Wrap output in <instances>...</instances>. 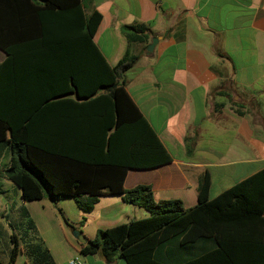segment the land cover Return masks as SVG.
Returning a JSON list of instances; mask_svg holds the SVG:
<instances>
[{
  "label": "crops",
  "instance_id": "obj_1",
  "mask_svg": "<svg viewBox=\"0 0 264 264\" xmlns=\"http://www.w3.org/2000/svg\"><path fill=\"white\" fill-rule=\"evenodd\" d=\"M82 9L86 17L97 14L91 39L107 65L113 66L126 47L136 55L121 76L124 88L170 156V161L156 166L127 168L125 190L147 185L155 200L175 198L187 208L196 203L204 172L211 198L264 167V0H82ZM132 22L147 25L148 43L157 38L150 51L148 43L127 45L122 28ZM6 56L0 50V63ZM29 69L22 66L25 72ZM55 76L47 101L39 97L42 89L33 82L23 86L21 94L24 90L27 100L12 109L14 123L36 128L38 138L33 140L79 141L85 136L79 128L88 124L87 116L95 110L70 81L66 85ZM61 86L62 93L56 92ZM103 93L98 87L94 94ZM8 159V147L0 144V193L6 192L1 187L5 185L15 189L17 199L8 208L0 204V223L3 218L7 226L16 223L42 239L37 203L46 198L20 199L19 189L3 174ZM67 199L71 198L59 200ZM127 209L145 212L126 215L127 221L147 215L119 195L98 196L82 222L92 224L86 238L121 223L118 215ZM80 228L75 230L82 234ZM213 236L264 243V229L257 226L226 232L216 228ZM43 248L54 263L44 241Z\"/></svg>",
  "mask_w": 264,
  "mask_h": 264
},
{
  "label": "trees",
  "instance_id": "obj_2",
  "mask_svg": "<svg viewBox=\"0 0 264 264\" xmlns=\"http://www.w3.org/2000/svg\"><path fill=\"white\" fill-rule=\"evenodd\" d=\"M96 19V13L84 15L82 0H0V50L7 55L0 63V144L9 150L4 176L22 201L71 198L89 212L98 196L108 194L147 212L78 242L82 255L98 253L109 263L118 255L125 264H264V243L213 236L216 228L264 229V167L211 198L204 172L196 203L187 208L179 199L155 200L147 185L123 188L127 168L156 166L170 156L124 88L121 76L136 55L126 47L113 66L107 65L91 39ZM122 29L127 45L148 43L146 24ZM55 75L66 85L70 81L95 110L79 128L85 134L79 141L33 140L36 128L14 123L12 109L27 100L23 86L33 82L47 101ZM98 87L105 93L95 95ZM15 252L13 246L6 264H13ZM47 258L42 252L34 264H50Z\"/></svg>",
  "mask_w": 264,
  "mask_h": 264
},
{
  "label": "rangeland",
  "instance_id": "obj_3",
  "mask_svg": "<svg viewBox=\"0 0 264 264\" xmlns=\"http://www.w3.org/2000/svg\"><path fill=\"white\" fill-rule=\"evenodd\" d=\"M1 187L6 192L4 194L0 193V204L8 208L7 205L10 201L15 203L17 200L15 189L13 190L5 185ZM13 188L15 187L13 186ZM40 204L44 205L43 208H40ZM37 205L38 211L43 217L42 239L41 236H35L33 232L22 229L23 227L16 223L7 226L6 221L3 218L1 219L0 264H6L13 246L16 248L13 264H34L37 256H41L42 252H47V249L43 248V241L54 257V263L52 264H67V261L75 256L80 259L81 264H85L86 258L89 259L86 264H105L98 253L88 255L78 253V241L73 235L71 226L74 230L82 226L83 228H80L82 234L85 237L90 235L92 224L88 223L83 226L82 223L88 212L77 209L71 199L56 202L43 199ZM144 213L142 209L136 210L135 214L127 209L125 213L119 214L118 217L120 221L125 222L128 219L126 215L140 216L142 214L144 216ZM113 263L125 264L124 260L118 255L113 257Z\"/></svg>",
  "mask_w": 264,
  "mask_h": 264
},
{
  "label": "water",
  "instance_id": "obj_4",
  "mask_svg": "<svg viewBox=\"0 0 264 264\" xmlns=\"http://www.w3.org/2000/svg\"><path fill=\"white\" fill-rule=\"evenodd\" d=\"M156 40H157V38H155V37L151 38V41L146 45V50L147 51H150L152 49V47L155 44ZM73 235L75 236L76 240L79 243H82V244L86 243L87 238L83 234L79 233L77 230H73ZM106 264H111V263L106 262Z\"/></svg>",
  "mask_w": 264,
  "mask_h": 264
},
{
  "label": "built area",
  "instance_id": "obj_5",
  "mask_svg": "<svg viewBox=\"0 0 264 264\" xmlns=\"http://www.w3.org/2000/svg\"><path fill=\"white\" fill-rule=\"evenodd\" d=\"M67 264H81L80 259L75 256L67 261Z\"/></svg>",
  "mask_w": 264,
  "mask_h": 264
}]
</instances>
